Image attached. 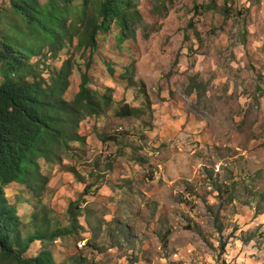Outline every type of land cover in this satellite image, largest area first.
<instances>
[{"label": "rangeland", "instance_id": "374dc122", "mask_svg": "<svg viewBox=\"0 0 264 264\" xmlns=\"http://www.w3.org/2000/svg\"><path fill=\"white\" fill-rule=\"evenodd\" d=\"M137 8L134 37L114 25L94 50L76 40L33 60L46 80L72 60L67 102L86 73L111 101L80 123L84 142L39 162L36 192L7 187L23 237L59 234L24 257L48 249L55 264H264V0ZM15 16L0 0L1 35L15 36Z\"/></svg>", "mask_w": 264, "mask_h": 264}, {"label": "trees", "instance_id": "16d2710c", "mask_svg": "<svg viewBox=\"0 0 264 264\" xmlns=\"http://www.w3.org/2000/svg\"><path fill=\"white\" fill-rule=\"evenodd\" d=\"M11 2L15 36L0 34V264H55L48 249L34 258L24 257L32 242L54 241L59 234L47 237L38 230L23 237L22 219L6 189L17 183L36 192L38 181L44 178L39 162L60 161V153L71 142H84L78 134L80 123L87 116L99 115L111 100L88 86L86 73L74 100L67 102L72 60L65 61L48 80L33 60L46 51L56 57L76 40L78 50H94L99 34L110 32L114 25L120 28L121 39L134 37L142 15L137 0ZM123 110L126 116L135 112Z\"/></svg>", "mask_w": 264, "mask_h": 264}, {"label": "built area", "instance_id": "2783aa9c", "mask_svg": "<svg viewBox=\"0 0 264 264\" xmlns=\"http://www.w3.org/2000/svg\"><path fill=\"white\" fill-rule=\"evenodd\" d=\"M87 245V241L83 240L81 243L78 244L80 248H84Z\"/></svg>", "mask_w": 264, "mask_h": 264}]
</instances>
